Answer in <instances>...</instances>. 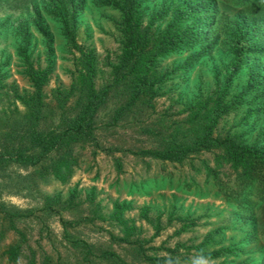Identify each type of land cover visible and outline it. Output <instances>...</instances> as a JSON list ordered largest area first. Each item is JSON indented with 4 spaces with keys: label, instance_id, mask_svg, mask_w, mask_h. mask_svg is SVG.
I'll list each match as a JSON object with an SVG mask.
<instances>
[{
    "label": "rangeland",
    "instance_id": "obj_1",
    "mask_svg": "<svg viewBox=\"0 0 264 264\" xmlns=\"http://www.w3.org/2000/svg\"><path fill=\"white\" fill-rule=\"evenodd\" d=\"M124 1L0 0V264H262L260 206L246 214L221 194L219 182L234 178L216 161L222 150L181 161L149 151L215 106L213 137L264 146V19L230 0H133L126 21ZM127 48L143 50L152 90L113 123L126 99L124 78L114 80ZM84 54L108 99L71 150L69 172L14 163L7 151L29 145L32 123L64 128L77 115ZM39 69L47 80L34 122L23 102ZM18 242L8 261L4 248Z\"/></svg>",
    "mask_w": 264,
    "mask_h": 264
},
{
    "label": "trees",
    "instance_id": "obj_2",
    "mask_svg": "<svg viewBox=\"0 0 264 264\" xmlns=\"http://www.w3.org/2000/svg\"><path fill=\"white\" fill-rule=\"evenodd\" d=\"M230 1L241 7L240 9L246 10L255 16L256 19H264V0ZM124 4L123 14L127 21L130 20V13L133 10V0H125ZM128 23L130 24L131 22ZM177 35V39H181L186 34L180 33ZM164 44L162 46L163 49H165ZM133 49L127 48L123 55L122 65L126 67L123 70L124 72L121 69H117L115 73L114 82L118 83L124 78L123 85L127 93L125 101L112 109L113 123L130 114L133 108L147 103L148 91L152 90L151 82L145 72L146 64L144 60L146 56L143 50H138V52L134 53ZM82 61L86 69L84 76L85 102L77 112V115L64 128L56 126L50 130L43 131L37 129V126L32 123L30 129L28 127V130H26L29 134V145L27 146L22 141H19L17 147L7 151L14 163L22 166L34 165V167L37 166V169L50 168L54 171L55 176L61 178L69 172V167L74 163L71 150L74 146L82 144L85 136L90 135L95 124L96 115L108 99V92L105 89H96L93 84L91 78L93 61L89 54H84ZM29 77L31 78L34 91L29 96V100L23 102L28 109V113L25 116L28 120L37 122L36 118L39 116L40 108L43 105L42 86L47 80V71L32 70ZM262 101L264 103V99ZM219 114L220 107L215 106L210 111L197 116L198 118L196 117L191 122L192 126L188 132H184L180 138L177 134L178 130L181 131V126L178 125L177 128L171 130L169 139H163L161 144L150 150L149 153L159 159L181 161L192 151L213 148L221 149L222 153L217 156L216 161L221 159L229 163L234 174L233 186L219 182L221 194L234 203L241 212L246 214L253 215V205H259L261 217L264 219V146L256 143L245 145L233 142L228 138L213 137L214 123L217 121ZM63 120L64 118H62V122ZM190 130L195 131L193 136L190 135ZM184 135L189 139L185 140ZM48 152L49 156H47ZM46 158L50 161L47 167L45 165ZM0 209L2 211L1 205ZM4 218L10 219V223L12 222L10 215L5 214ZM262 233L264 236V231ZM19 251L18 242L17 244L6 246L2 254L7 255L8 261L15 262ZM121 264L130 263L122 261ZM262 264H264V261Z\"/></svg>",
    "mask_w": 264,
    "mask_h": 264
}]
</instances>
